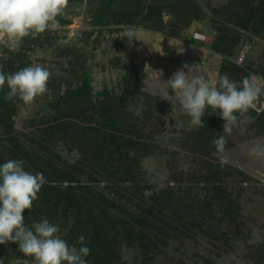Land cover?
<instances>
[{
	"label": "trees",
	"instance_id": "obj_1",
	"mask_svg": "<svg viewBox=\"0 0 264 264\" xmlns=\"http://www.w3.org/2000/svg\"><path fill=\"white\" fill-rule=\"evenodd\" d=\"M82 1L66 4L64 12L68 6ZM85 1L89 5L87 11L99 26L116 25L122 29L138 25L161 31L165 15L169 14L174 20L171 34L179 25L185 28L196 20L203 6L200 0ZM206 6L209 10L205 16L216 32L210 48L219 56H212L215 59L209 61L190 51L187 58H180L164 49L146 62L145 73L168 80L165 72L172 76L186 64L192 66L191 75L211 81L227 75L239 82L248 73L264 78V64L235 62L243 42L264 41V0H225ZM57 19L61 22L62 16ZM40 33L25 36L12 57H0V71L15 72L28 66L31 47L43 43ZM187 40L190 41L189 35ZM85 60L84 54H75L69 60V72L73 75L65 81L62 77L48 82L52 99L47 100L43 111L25 118L34 127L29 125L28 134L14 123L21 100H6L8 89L0 87V163L23 159L26 170L42 172L46 180L31 209L22 213L25 225L30 227L33 221L48 219L59 226L58 234L62 232L61 237L69 245L76 244L77 237L84 235L91 249L88 264H125L124 257L130 247L139 252L138 264H146L155 259V252H164L160 244H166L165 239L173 232L180 235L181 231L191 229L194 222L211 218L212 203L219 208L221 219L235 223V228L240 206L223 187L221 177L229 173L226 169L234 166L240 169L248 162L239 158L230 136H225L223 152H218L212 144L214 138L224 135L216 123L219 109L216 112L206 109L202 116L204 125L197 128H190L187 116L180 128L181 138H175L170 147H162L155 136L163 128L144 127L133 105V111L127 107L129 100L143 98L142 104L147 109L142 110L143 117L156 116V125L163 126V115L172 112L170 104L165 106V101L135 76L140 66L136 64L127 70L116 86H103L93 92ZM183 70L187 72L188 68ZM62 82L68 86L60 90ZM246 109L248 116L243 119L249 129L255 128L264 139V112L250 106ZM171 126L177 134L174 124ZM59 142L66 150L75 148L78 156L69 162L62 161V155L54 147ZM176 149L190 156L196 167L178 170L172 162ZM162 153L167 155L164 166L169 181L146 196L153 184L146 178L147 171L140 162L143 158L160 157ZM197 187L204 193L202 198ZM6 243L0 244L2 262L6 261Z\"/></svg>",
	"mask_w": 264,
	"mask_h": 264
},
{
	"label": "rangeland",
	"instance_id": "obj_2",
	"mask_svg": "<svg viewBox=\"0 0 264 264\" xmlns=\"http://www.w3.org/2000/svg\"><path fill=\"white\" fill-rule=\"evenodd\" d=\"M74 1L67 0V4L74 3ZM200 1L203 6L201 11H198L199 17L191 21L187 27L183 28V25H179L176 30L173 29L174 34H171L169 31L173 26V19L171 15L166 14L164 29L161 31L130 25L135 28L134 39L136 40H133L126 36L127 27L121 29L116 25L102 27L96 24L92 19V13L87 11L89 5L83 0L79 5L68 6V10L63 11L60 15L62 21H59L57 29L40 33L43 43L31 47L27 64L40 63L47 67L51 72L48 84L52 78L65 77L62 78L65 81L66 77H71L73 74L69 72L71 66L69 60L73 59L75 54H84L93 92L100 91L103 86H116L118 79L138 64L140 69L138 75L135 76L140 82L145 81L146 86L165 101V106L170 104L172 112L163 115L165 123L163 126L160 123L156 125V116L148 119L143 117L142 110H147L142 104L141 99L143 98L137 97V99L129 100L127 107L132 111L134 108V113L138 112L139 122L144 127L150 128L153 125L163 128L156 134L155 139L160 141L162 147H170L175 142V138H181L180 128L183 127L185 120L187 121V114L179 103V94H174L171 88L167 89V80H159L153 73L148 75L145 73L146 62L152 61L164 49L170 50L175 57L180 58H187L190 51L197 52L196 54L206 57L209 61L215 59L212 56H219L210 48L216 32L205 13L209 10L206 5L220 4L225 0ZM196 33H201L203 39L198 41L194 39L193 35ZM188 35L190 41H186ZM238 51V55L243 56L241 64L245 62L264 64V41L261 40L258 44L243 42ZM15 52L16 50H9L4 41L0 39V57H12ZM115 58L119 60H114ZM164 75L168 79L171 77L167 72ZM61 84L60 90L68 86L63 82ZM119 92L117 88V93L120 94ZM48 99L52 98L47 88L46 92L36 96L31 104L19 102L14 117L15 125L18 128L22 127L20 130L28 134L30 124L25 118L32 116L35 112L43 111ZM249 106L257 112H264V90ZM246 112L247 109H244L240 113V118L233 124L231 133H223L232 138L239 158L248 162L246 167L241 166L240 169H235V166L226 169L229 173L221 177L224 180L223 187L240 206L238 224L233 228L235 223L228 219L222 220L219 208L212 203L211 218L206 217L200 222H194L191 229H187L185 233L181 231L180 235L173 232L171 237L165 239L166 244H160L164 252L157 254L155 252L153 254L155 259H150L146 264H192L195 261L200 264H205L206 261L213 264H255L256 261V264H264V155L257 156L250 150L251 143L257 140L264 143V139L258 135L255 128L249 129L248 123L243 119ZM216 123L220 124V127L224 123L219 115L216 117ZM173 124L179 133L173 132L171 126ZM54 147L62 155V161L69 162L78 156L75 148H72V151L66 150V146L61 142ZM175 151L172 162L177 165L178 170L196 167V164L191 162V157L186 156L182 149ZM166 157L167 155L162 153L160 157L143 158L140 162L141 168L147 171L146 178L153 184L150 189H147L146 196L157 191L160 186L169 181L168 170L164 166ZM197 194L200 198L204 195L198 187ZM59 235L61 236L62 232ZM4 246L7 249L4 257L6 261H0V264H36L32 256L19 251L16 242L8 241ZM135 251L132 247L129 248L124 257L125 264L140 263L139 252Z\"/></svg>",
	"mask_w": 264,
	"mask_h": 264
},
{
	"label": "clouds",
	"instance_id": "obj_3",
	"mask_svg": "<svg viewBox=\"0 0 264 264\" xmlns=\"http://www.w3.org/2000/svg\"><path fill=\"white\" fill-rule=\"evenodd\" d=\"M66 4L67 0H0V39L15 51L25 36L57 29V17L63 14ZM126 36L136 40L135 28L127 27ZM192 70V66L185 64L166 81L167 89L179 94L182 110L190 117V128L204 125L202 116L206 109H219L218 115L224 121L222 132L231 133L240 113L264 90V78L256 73H248L239 82L227 75L211 81L191 75ZM50 75L49 69L40 63L15 72L0 71V87L8 89L6 100L18 98L31 104L36 96L46 92ZM247 116L244 113V118ZM226 143L225 135L212 141L218 152L224 151ZM250 150L257 156L264 155V143L257 140L251 143ZM45 182L42 172L25 169L23 159L0 163V244L16 242L19 251L32 256L36 264H88L91 249L84 235L77 237L76 244L69 245L58 234L59 226L48 219L33 221L30 227L25 225L22 213L31 209Z\"/></svg>",
	"mask_w": 264,
	"mask_h": 264
},
{
	"label": "built area",
	"instance_id": "obj_4",
	"mask_svg": "<svg viewBox=\"0 0 264 264\" xmlns=\"http://www.w3.org/2000/svg\"><path fill=\"white\" fill-rule=\"evenodd\" d=\"M193 38L198 40H202L203 39V35L201 33H196L193 35ZM243 59L242 55H238V57L235 59V62H237L238 64H241V61Z\"/></svg>",
	"mask_w": 264,
	"mask_h": 264
},
{
	"label": "bare ground",
	"instance_id": "obj_5",
	"mask_svg": "<svg viewBox=\"0 0 264 264\" xmlns=\"http://www.w3.org/2000/svg\"><path fill=\"white\" fill-rule=\"evenodd\" d=\"M92 1V0H91ZM74 5V4H73ZM169 7V6H168ZM197 8V7H196ZM101 9V8H100ZM103 9V8H102ZM165 9V8H164ZM179 20V19H178ZM174 21V20H173ZM217 26V25H216ZM177 32V31H176ZM238 33V32H237ZM264 34V33H262ZM248 37V36H247ZM239 50V49H238ZM190 53V52H189ZM169 59V58H168ZM247 59V58H246ZM189 62V61H188ZM147 68V67H146ZM136 81V80H135ZM165 88V87H163ZM197 128V127H196ZM143 133V132H142ZM179 133V132H178ZM190 137V136H189ZM174 138V137H173ZM183 139V138H182ZM100 147V146H99ZM164 152V151H163ZM212 157V156H211ZM211 161V160H210ZM103 164V163H102ZM86 165V164H85ZM247 169V168H246ZM78 171V170H77ZM244 174V173H243ZM231 176V175H230ZM178 184V183H177ZM121 185V184H120Z\"/></svg>",
	"mask_w": 264,
	"mask_h": 264
}]
</instances>
